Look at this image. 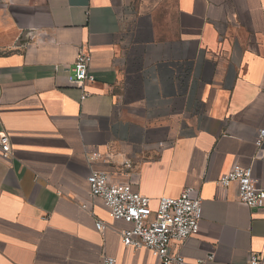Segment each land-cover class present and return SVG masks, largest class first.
<instances>
[{
    "label": "crops",
    "instance_id": "0c3cea01",
    "mask_svg": "<svg viewBox=\"0 0 264 264\" xmlns=\"http://www.w3.org/2000/svg\"><path fill=\"white\" fill-rule=\"evenodd\" d=\"M83 48L84 100L67 81ZM261 128L264 0H0V132L13 148L0 155V264H161L125 248L133 223L90 197L92 171L125 181L128 159L153 208L189 187L202 196L199 233L173 243L188 264H248L264 255V208L217 182L241 163L264 188Z\"/></svg>",
    "mask_w": 264,
    "mask_h": 264
},
{
    "label": "built area",
    "instance_id": "2783aa9c",
    "mask_svg": "<svg viewBox=\"0 0 264 264\" xmlns=\"http://www.w3.org/2000/svg\"><path fill=\"white\" fill-rule=\"evenodd\" d=\"M33 37L43 41L48 36L35 32ZM93 62L92 51L81 49L74 63L72 74L67 77L70 86L83 90L82 99L88 93L85 85L93 83L95 77L90 73ZM264 143V128L256 132L255 144L261 147ZM0 155L5 160L13 157V148L10 137L5 132H0ZM96 151L89 155V162L94 163L101 159ZM123 166L128 170V179L117 180L114 175L103 170H93L87 178L91 198H100L114 220H123L133 223L132 229L121 230L120 236L125 248L140 250L146 249L158 259L161 264H188L186 258L174 249L173 243L183 245L185 241L199 233L202 219L203 198L196 188H186L179 197L162 196L158 199L156 208L153 200L134 190L137 176L130 170L133 162L126 160ZM218 186L224 190L236 188L237 200L240 204L252 210L264 208V188L255 178L253 168L235 163L232 168L223 174ZM86 208L84 204L82 206ZM99 231L106 229L104 221H97ZM209 255L208 259H213ZM201 264L204 261L200 262ZM101 264H118L113 256H104ZM248 264H264V255L254 253Z\"/></svg>",
    "mask_w": 264,
    "mask_h": 264
}]
</instances>
